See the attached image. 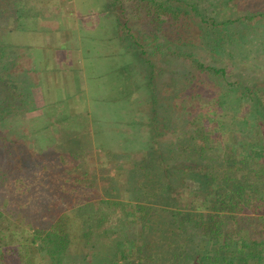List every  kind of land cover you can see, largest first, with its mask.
I'll return each mask as SVG.
<instances>
[{"label": "trees", "instance_id": "trees-1", "mask_svg": "<svg viewBox=\"0 0 264 264\" xmlns=\"http://www.w3.org/2000/svg\"><path fill=\"white\" fill-rule=\"evenodd\" d=\"M27 1L30 0H0V29H14L9 27L8 23L12 3L16 5ZM205 1L197 0L196 7L192 5L191 9H187L175 6L173 0H126V3L125 0H114L119 4L120 11L126 19H129L127 14L132 9L130 12L136 16V20L144 27L149 26V30L156 35L154 37L159 45L153 51L156 54L160 49L168 65L172 64L175 57L184 54L186 59L201 71H214L227 77L230 72L227 66L207 65L205 59L211 56L212 50L217 47L223 46V49L231 47L226 41L222 42L223 35L217 33L219 25L233 24L237 29L238 26L244 29L246 22L243 21L242 15L229 17L226 21L223 20V23L219 22L210 14L211 8L206 6L207 20L211 23L206 28L202 26V31L196 33L199 25H195L192 13L202 7V2L207 4ZM14 12L17 13V9ZM202 20L205 22V18ZM123 28L138 42L127 20ZM3 36L0 33V86L5 87L10 96L8 101H13L11 104L15 102L20 104L8 106L5 99L0 96V117L7 118L26 111L22 109L23 101L17 99L22 92H18L19 89L12 84L11 76L15 72L4 70L1 66L4 62L3 53L12 47L3 41ZM198 37L199 43L196 44ZM150 65L154 67L155 62ZM189 75L191 77L195 74L188 72L185 77L190 78ZM242 81L247 93L242 91L240 95H236L234 100L236 103L230 107L233 108L232 111L236 110L240 114L241 119L234 116L226 120L222 118L219 126L212 130L203 127L190 139L187 136L192 134V128L184 129L186 136L179 134L181 139L177 145V157L165 167L166 177L171 181L154 184L149 177L137 180L133 191L137 192L138 196L134 197L128 192L129 200L139 199L141 189H144L153 190L150 194L153 197V204L162 201L161 206L141 203V215L126 211V206L131 202L129 204L113 198L115 193H112L113 189L109 186L103 187L106 195L104 198L95 199L92 196L95 190H89L88 185L83 183V175L79 177L82 171L78 172V178L72 182L70 171L73 172V168H65L63 171L45 164V156H30L20 140L3 137L4 131L0 128V177L6 182L0 185V192L4 195V199L0 201V262L8 264L19 261L24 264L20 248L21 245L25 246V242H29L52 264H60L57 262H61L62 254L66 250L64 247L72 241L68 231L70 225L78 224L80 230L82 227L81 221V224L73 223L72 213L82 217L80 214L84 212V218L89 219V214L105 218V222H100L101 229L116 226L120 228L124 225L132 237L134 224L138 219L142 220L139 237L130 241L132 247L123 246L121 237L115 239L116 244L109 243L103 236L98 237L102 248L99 249L96 245V250L91 253V260H85L87 264H150L147 261L154 259L155 254L158 260L165 264H264V95L259 94L253 87L254 81L251 79ZM250 94L255 95L257 100L261 99L258 102L263 117L260 115L252 117L256 106L253 105ZM222 100L220 97L216 101L218 108L226 107ZM225 111L223 110L224 113ZM214 113L209 117V125L219 116L218 110ZM226 133H229V139L224 138ZM147 148L149 151L147 155H150L152 160L157 159L159 150L153 149L152 145ZM152 149L155 150L153 154ZM20 158L22 166L19 164ZM152 160L148 157L147 165ZM143 162L144 159L140 161L136 159L133 167L123 173V176L127 177V183L133 181L132 173L136 172L137 168L145 167ZM191 174L199 179L197 191L201 192V200L178 206L179 203L174 201L178 199L181 202L185 191L189 189L187 180ZM173 180H179V183L172 184ZM176 185L179 186L178 189ZM148 198L140 199L144 201ZM87 204L90 206L88 211ZM85 220L86 228L82 230L88 228V222ZM12 221L28 228L25 230L27 233L23 234L24 242H21L23 244L14 241L16 231L12 227ZM188 223L191 225L188 226ZM66 228L67 232L63 234ZM101 229H94L92 233L97 235ZM172 235L178 236L181 240L176 238L174 242H164V239L167 240ZM220 237H223L222 241L219 240ZM127 240L123 239L124 242ZM50 242L60 247L55 246L54 250L45 249ZM25 251L24 258L32 256L28 249Z\"/></svg>", "mask_w": 264, "mask_h": 264}, {"label": "rangeland", "instance_id": "rangeland-1", "mask_svg": "<svg viewBox=\"0 0 264 264\" xmlns=\"http://www.w3.org/2000/svg\"><path fill=\"white\" fill-rule=\"evenodd\" d=\"M71 1L73 5L78 4L82 15H87L88 12L82 10L86 5L85 0ZM106 1L109 6L110 16L113 15L119 21L121 30L119 33L120 44L117 41L111 40L109 44H103V47L106 53L112 54L109 56L111 62L113 59H115L117 65L119 62L121 64V61L122 63L125 62V67H122V72H119V69H115V71L110 70L104 74L103 65L99 69L92 70L93 73L96 71L97 75L103 72V75H101L104 76V82L108 83V92L111 84L115 85L119 90L117 93L120 92L119 115L122 119L121 129L118 131V134H114L112 140L108 141L110 144L108 148H103L102 144H104L105 139L101 141L94 140L92 135L70 137L57 142L53 141L54 143L44 139L45 136L42 134V130L49 127L50 124L43 123L39 115L32 112L35 109L36 101L39 102L38 96L42 95L39 91H34L30 88V85L35 86L33 85L31 74L33 71L31 66L32 61L28 58H21L18 60L15 46H12L5 54L3 53V58H1L4 59V62L1 66L4 70L8 69V71L13 70L15 72L14 75L11 76L13 81L12 84L17 90L19 89L18 92H22L17 99L23 101L21 102L23 105L22 109L26 112L12 115L7 118L0 117V128L4 131L2 132L3 137H8L16 141L20 140V143L24 145L30 156H45L44 158H46V161L44 160V163L53 165L51 167L54 168L57 167L62 170L65 168H73V172L70 171L73 179L72 182L78 178V172L82 171L79 177L83 175V183L85 182L86 185H88L87 187L89 190H95L92 194L95 199L104 198L106 195L103 187L109 186L113 189L112 193H115L113 198L121 199V201H126L129 204L131 202L130 205L126 206V211L137 212L141 215V203L161 206L162 201L159 200L158 204H153V197L150 196L153 190L146 191L141 189L142 194L140 198L149 197L144 201L140 198L129 200L128 192L136 197L137 192L133 191L135 188L134 185L137 184V180L140 178L149 177L154 184L166 182L168 180L171 181V179H167L166 177L167 170L165 171V167L171 160L176 159L177 145L178 141L181 139L179 134L186 136L184 129L187 130L192 128V134L187 136L190 139V137L198 133L197 130L203 127L212 130V128L219 126L222 118L226 120L228 117L234 116L235 118L241 119L240 114L237 113L236 110L232 111L233 108L230 109V107L233 106L232 104L236 103V101H234L236 95H240L242 91L247 93V88L243 85L244 82L242 79H251L254 81L253 87L257 89L259 94L264 95V0H206L205 2H207V4L202 2V7L192 13L195 25H199L200 27H197L196 33L202 31V26L206 28V26L211 23L210 20H207L208 15L205 11L206 6L211 8L210 14L219 22L223 20L226 21L229 17L243 16L242 19L246 22V27L244 29H240L241 27L239 26L237 29L233 24L219 25L217 33L223 35L221 36L222 39H224L222 42L226 41L228 45L231 44V47L225 49H223V46L217 47L212 50V55L205 59L207 65L227 66L230 71L227 77H223L221 74H217L214 71H201L189 62L184 54L183 56L180 54V56L175 57L172 64L168 65L166 57L163 56L160 49L156 51V54L153 51L157 49L159 45L157 44L158 40L154 37L155 34L149 30V26H142V24L136 20V16L130 12L132 9H130L127 14L129 19H126L124 15H122L120 6L117 2H114V0ZM173 1L175 6L191 9L190 6L192 5L196 7L195 3L197 0ZM12 5L13 6L10 8L11 13L8 17L9 24L11 16L13 19L17 16V13L14 11L17 9L18 4L14 5L12 3ZM125 6L127 7L128 4H125ZM203 18H205V22L202 20ZM126 20L135 32L138 42L134 36L129 35L127 30L123 28ZM12 23L13 25L9 27L16 29V20H13ZM236 23L238 24V22ZM9 29L10 28L0 29V33L5 35L6 31ZM110 30L111 26L109 25L103 32L105 35H109L111 32ZM229 38L232 39V41ZM9 39L13 38L9 36ZM100 39H103V35L100 36ZM82 40L85 42V39ZM196 41V44L199 43V37ZM161 45H163L162 40ZM84 46L87 45L84 43ZM119 47H121L120 51L127 55V61L122 60L124 57H122L123 55L119 52ZM187 48L189 50L188 45ZM37 51L38 53H42L40 56L47 60L48 67H44L42 70H45V73H47L46 86L49 89V94L54 92L58 96L60 94V89L58 87L60 86L57 85V78L61 77L65 80L66 78H64L63 75L67 74L71 69L65 64L63 67V63L58 62L56 59H51L48 53L49 51L44 49H37ZM153 62H155L154 67L150 65V63L153 64ZM108 65L106 60L107 68ZM110 66H112V63H110ZM47 68L49 70H47ZM60 68L61 70L58 72ZM89 72L90 71H88V75H90ZM113 72L115 73L113 74ZM188 72L195 75L191 77L189 75L190 78L185 77V74ZM69 75L70 74L66 75L68 80L70 79ZM46 78L43 79V81H45ZM27 79L28 81L26 83ZM94 88L95 86H92V91L89 92V97H91L87 107H90V112L93 111L92 117L94 118V122H96V120H98L97 116L103 107H101V109L99 108L101 105L99 99L100 91ZM110 91H112V89H110ZM0 96L5 99L8 106L13 103V101H8L10 96L4 86H0ZM81 96L85 98V96H88V93L85 92V95L83 93ZM220 97L223 98L222 101L226 104V109L221 106L219 108L217 107L216 101ZM250 98H252L253 105L256 106V110L255 108L253 109L252 117H258V115L263 117V114L260 113L262 110L259 108V99H255V95L253 94L252 96L250 94ZM11 105L14 107V105L20 104L15 102ZM113 106L112 109L118 113L116 111L119 107L118 104ZM216 110H218L219 116L209 125V117H212ZM223 110L228 112L225 111L224 113ZM199 112L200 114L196 116ZM152 116L155 121H153L154 119ZM194 116H196V118ZM94 126L96 125L93 124V128ZM228 131L231 132V130ZM246 133L248 132L246 131ZM112 137L113 134L110 135V138ZM224 138L229 139V133H226ZM47 144L50 146H47ZM149 145L154 146L153 149L159 150V156L155 160H152L151 156L147 155L149 152L147 147ZM153 149L151 154L155 152ZM148 157L152 160L149 165L146 163ZM136 159L139 161L144 159L145 162L143 163L145 167L142 169L137 168L136 172L132 173L134 175L133 181L127 183V177H124L123 173H125L128 168L133 167ZM18 160L20 161V166H22L23 162L21 158ZM74 175L76 177H74ZM197 180H199L198 177L191 174L187 180L189 189L185 191L181 202L177 199L174 203L178 202V206H181L183 204L186 205L185 203L200 201L202 196H200L201 192L197 191ZM178 181L179 180H173L172 184H178ZM1 183L6 182L0 177V185ZM175 187L178 189L179 186L176 185ZM175 191L174 188V192ZM174 192L172 193L174 194ZM99 195L102 196L99 197ZM3 196V193L0 192V201L4 199ZM149 199L151 200L149 201ZM170 206L173 207L171 203ZM89 207L90 206L87 204V211ZM83 213L84 212L80 214L82 217H77L76 213H72L75 221H73V223H80L81 221L82 224H80L82 227L80 230L78 224L70 225L68 231L70 232L72 241L71 243H67L66 247H64L66 250L62 254L63 257L61 262L58 261L57 263L87 264L85 260H91V253L96 250V245L99 249L102 248V245L98 242L100 241L98 237L101 236L105 237L111 244H116L115 239L118 237L120 239L121 237L123 246L128 245L132 247V243L130 244L131 239L133 240L139 237V233L142 229V220L138 219V222L134 224L133 230L135 232L133 231V237L124 225H122V227L124 226L123 230H121L122 227L118 228V226L113 228L106 227L107 229L103 230L100 228V222H105V218L101 215L89 214L90 218L88 219L85 217V220ZM62 214L63 212H61L60 215ZM67 217L68 216L65 218L67 219ZM84 220L88 222V228L82 230V228H86L84 227ZM12 223V227L16 231L14 235L15 243L24 242L22 241L23 234L27 233L25 230L28 228L19 226V222L16 221H12ZM190 225L191 224L188 223V226ZM94 229L101 230L95 235L92 233ZM108 229L111 230L109 231ZM66 230L67 228L64 230L63 234L67 232ZM82 233H84V235ZM176 238L181 240L178 236L172 235L171 238L167 240L164 239V242H174ZM123 239H125V241L128 240L124 242ZM222 239L223 237H220L219 240L222 241ZM24 244L25 246L21 245L20 248L21 258L24 264H52V262L45 259L44 254L32 246L31 243L25 242ZM55 246L60 247L58 244L54 245L53 242H50L45 249L54 250L53 247ZM26 249L29 250L28 253H30V256L32 255L31 257H23ZM155 255L154 259H148L147 262L150 264H165L161 260H158V256ZM0 264L4 263L0 262ZM8 264H22V262L20 263L18 261Z\"/></svg>", "mask_w": 264, "mask_h": 264}, {"label": "crops", "instance_id": "crops-1", "mask_svg": "<svg viewBox=\"0 0 264 264\" xmlns=\"http://www.w3.org/2000/svg\"><path fill=\"white\" fill-rule=\"evenodd\" d=\"M71 0H30L19 3L17 6L16 29L6 31L3 41L8 45L15 46L17 59L28 58L32 61V82L30 88L39 91L42 95L39 102L36 101L34 114L39 115L43 123L50 124L42 130V134L51 143L64 140L70 137L92 135L94 140L105 139L103 148H108V141L114 138L121 129L120 117V92L115 85L111 84L108 90V83L104 82V74L110 70L125 67V62L117 65L115 59H110L109 53L103 44H109L111 40L120 44L119 33L121 24L109 14V6L106 0H85L83 11L88 12L82 15L78 4L73 5ZM13 17L10 24L13 25ZM111 26L109 35H105L103 30ZM103 35V39L100 36ZM11 36L13 39H9ZM82 39H85L83 42ZM84 43L87 46H84ZM90 44V45H89ZM37 49L49 51L51 59L68 66L71 71L63 75L65 80L57 78V85L60 94L52 92L49 94L47 85V73L44 67L47 60L40 56ZM119 52L127 59V55ZM126 57V58H125ZM106 60L108 68L106 67ZM127 61V60H126ZM102 63V64H101ZM112 63V66H110ZM103 65V72L99 75L93 69H99ZM61 67V68H63ZM112 67V68H111ZM58 69V72L61 70ZM107 68V70H106ZM47 70H49L47 68ZM88 71L90 75H88ZM81 73V74H80ZM115 72H113L114 74ZM69 75V80L66 75ZM38 78V79H35ZM43 81V79H45ZM29 79V78H28ZM26 80V83L28 81ZM99 90L100 110L98 120L94 122L88 102H90L89 92ZM112 89V91H110ZM85 92L88 96L83 98ZM87 102V104H86ZM118 104L116 113L112 106ZM115 107V106H113ZM31 113V112H30ZM32 116V115H29ZM94 122V123H93ZM93 124L96 125L93 128ZM113 137L110 138V135ZM54 141V142H53ZM47 146H50L47 144Z\"/></svg>", "mask_w": 264, "mask_h": 264}]
</instances>
